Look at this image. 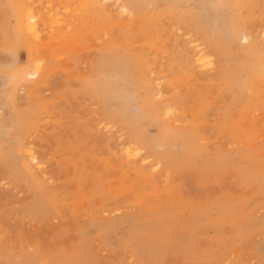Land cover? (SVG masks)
Instances as JSON below:
<instances>
[{
    "label": "rangeland",
    "instance_id": "rangeland-1",
    "mask_svg": "<svg viewBox=\"0 0 264 264\" xmlns=\"http://www.w3.org/2000/svg\"><path fill=\"white\" fill-rule=\"evenodd\" d=\"M123 1L0 0V264H264V0Z\"/></svg>",
    "mask_w": 264,
    "mask_h": 264
},
{
    "label": "bare ground",
    "instance_id": "bare-ground-1",
    "mask_svg": "<svg viewBox=\"0 0 264 264\" xmlns=\"http://www.w3.org/2000/svg\"><path fill=\"white\" fill-rule=\"evenodd\" d=\"M30 1V0H29ZM99 1H101V0H99ZM111 1V4L114 6V5H116L118 8H119V10L122 12V13H128V12H131V8L129 7V5L128 4H126L123 0H110ZM231 2H232V0H230ZM234 1V0H233ZM245 2H246V0H244ZM244 1H243V3H244ZM260 1V0H259ZM258 1V2H259ZM28 2V1H27ZM48 2V1H47ZM181 2V1H180ZM185 2V1H184ZM183 2V3H184ZM225 2V1H224ZM250 2V1H249ZM252 2V1H251ZM110 3V2H109ZM141 3V2H140ZM182 3V4H183ZM242 3V4H243ZM28 4V3H27ZM31 4V3H30ZM105 4V3H104ZM108 4V3H107ZM245 4V3H244ZM254 4V3H253ZM255 4H256V2H255ZM254 4V5H255ZM64 5V4H63ZM153 5H154V3H153ZM167 5V4H166ZM226 5V4H225ZM228 5V4H227ZM227 5L225 6V8L227 7ZM13 6V5H12ZM65 6V5H64ZM111 6V5H110ZM146 6V5H145ZM157 6V5H156ZM260 6V5H259ZM116 7V8H117ZM140 7H142V5L140 6ZM153 7V6H152ZM170 7V6H169ZM243 7H245L244 5H243ZM13 8V7H12ZM59 8V7H58ZM117 8V9H118ZM136 8V7H135ZM134 8V9H135ZM146 8V7H145ZM217 8V7H216ZM225 8L223 9V10H225ZM246 8V7H245ZM255 8V7H254ZM142 9H143V7H142ZM149 9V8H148ZM153 9V8H152ZM152 9H151V11H152ZM157 9H158V7H157ZM46 10H47V8H46ZM58 10V9H57ZM63 10H66V11H69L68 9H63ZM115 10V9H114ZM186 10H188V9H186ZM245 10V9H244ZM45 11V10H44ZM134 11V10H133ZM142 11V10H141ZM144 11V10H143ZM150 11V10H149ZM159 11V10H158ZM157 11V12H158ZM40 12V11H39ZM154 12V11H153ZM162 12H164V11H162ZM68 13V12H67ZM140 13V12H139ZM149 13V12H148ZM225 13H227V12H225ZM252 13V12H251ZM251 13H249V14H251ZM254 13V12H253ZM256 13V12H255ZM254 13V14H255ZM12 14H13V12H12ZM129 14V13H128ZM136 15H137V13H135ZM167 14V13H166ZM228 14V13H227ZM3 15V14H2ZM139 15V14H138ZM151 15V14H150ZM38 14H35L34 13V11L32 10V8L31 7H26V9L24 10V12L22 13L21 12V14H20V17L18 18V21H17V24H18V28H20L21 29V31L23 30L26 34H29L31 37H33L34 39H38V29H40V28H38V25H37V21H38ZM47 16H48V18L49 17H51L52 16V13H51V11H50V13L48 12L47 13ZM57 16V15H56ZM55 16V17H56ZM132 16H134V15H132ZM143 16V15H142ZM145 16V15H144ZM161 16H163V15H161ZM193 16V15H192ZM245 16V15H244ZM254 16V15H253ZM42 17V16H41ZM40 17V18H41ZM44 17V16H43ZM149 17V16H148ZM45 18V17H44ZM47 18V17H46ZM58 18V17H57ZM57 18L56 19H54V21H55V23H57ZM131 18V17H130ZM134 18H135V16H134ZM137 18H138V16H137ZM75 19V18H74ZM126 19V18H125ZM144 19V18H143ZM147 19V18H146ZM243 19V18H242ZM241 19V20H242ZM135 20H137L136 18H135ZM194 20H196V19H194ZM230 20V19H229ZM245 20V19H244ZM123 21V20H122ZM132 21V20H131ZM143 21V20H142ZM239 21V20H238ZM42 22H43V20H42ZM48 22V21H47ZM118 22H119V20H118ZM126 22V21H125ZM139 22H141V20L139 21ZM144 22V21H143ZM240 22V21H239ZM39 23V22H38ZM46 23V22H45ZM59 23H61L60 21H58V24ZM121 24H122V22H120ZM135 23L137 24V21H135ZM142 23V22H141ZM237 23V22H236ZM241 23V22H240ZM57 24V25H58ZM117 24V23H116ZM136 24H133V25H136ZM144 24V23H143ZM231 24V23H230ZM53 25H56V24H54L53 23ZM124 25H125V23H124ZM140 25V24H139ZM243 25V24H242ZM242 25H240V27L242 26ZM229 26V25H228ZM39 27H41L40 25H39ZM124 27V26H123ZM123 27H121V29H123ZM138 27V26H137ZM142 27H143V25H142ZM144 27H145V24H144ZM240 27L238 28V29H240ZM15 28V27H14ZM136 28V27H135ZM249 28V27H248ZM238 29H237V31H238ZM240 31H242V29H240ZM245 31V30H244ZM118 32V31H117ZM229 32V31H228ZM121 33H123V32H121ZM239 33V32H238ZM242 33V32H241ZM255 33V32H254ZM120 34V33H119ZM232 34V33H231ZM260 34V33H259ZM13 35V34H12ZM220 35V34H219ZM255 35V34H254ZM254 35H253V33H252V36L254 37ZM232 36V35H231ZM236 35H234V37H235ZM251 36V37H252ZM124 37V36H123ZM122 37V38H123ZM263 37H264V35H263ZM73 38V37H72ZM240 38H241V40L242 41H244V43H249L250 42V34H248V33H242V34H240ZM75 39V38H74ZM235 39V38H234ZM257 39V38H256ZM255 39V40H256ZM263 39V38H262ZM69 40V39H68ZM67 40V41H68ZM73 40V39H72ZM121 40V39H120ZM240 40V41H241ZM254 40V39H253ZM26 42V41H25ZM192 42H194V40L192 41ZM251 42H253V41H251ZM262 42V41H261ZM257 43V42H256ZM204 46V45H203ZM246 46H248V45H246ZM193 47L195 48V54H194V56H195V62H196V64L198 65V67H199V65H202L203 63L204 64H210V62H211V58H212V54L210 53H206L204 50L205 49H203V47L201 46V44L199 43H195V44H193ZM254 47V46H253ZM258 48H259V46H257ZM257 48V50H259ZM249 49V48H248ZM264 49V48H263ZM262 49V50H263ZM253 50V49H252ZM254 50H255V48H254ZM104 51V50H103ZM106 51H107V49H106ZM109 51V50H108ZM107 51V52H108ZM118 51V50H117ZM207 51H208V48H207ZM210 51H212V50H210ZM264 51V50H263ZM107 52H106V54H107ZM259 52V51H258ZM102 53H104V52H102ZM258 54V53H257ZM256 54V55H257ZM108 55H109V53H108ZM107 55V56H108ZM259 55V54H258ZM103 56V55H102ZM111 56V55H110ZM109 56V57H110ZM253 56V55H252ZM263 56V55H262ZM96 58H97V56H95ZM105 57V56H104ZM258 57V56H257ZM99 60H100V58H99ZM106 60V59H105ZM108 60V59H107ZM260 60H262V59H260ZM259 60V61H260ZM33 61H34V59H33ZM98 61V60H97ZM252 61V60H251ZM35 62V61H34ZM34 62H32V63H34ZM39 62V61H38ZM40 62H42V61H40ZM104 62H106V61H104ZM125 62V61H124ZM249 63V62H248ZM95 64V63H94ZM93 64V65H94ZM126 64V63H125ZM257 64V63H256ZM261 65V64H260ZM42 66L43 65H41V63H39V64H37V65H35V66H33L32 67V69H30V71L28 72V73H25V75H26V77L30 80V82L31 83H33V82H36L37 81V79H39V77H40V75H41V71H42ZM105 66H107V65H103V68L105 67ZM126 66V65H125ZM209 66V65H208ZM249 66V65H248ZM112 67H116V66H112ZM111 66H109V68H112ZM255 67H257L256 65H255ZM255 67H253V68H255ZM106 68V67H105ZM205 68H207V67H205ZM210 69V68H209ZM213 69V68H212ZM102 68H101V74H102ZM123 70V69H122ZM247 70H249V69H247ZM105 72H106V70H105ZM134 72H135V69H134ZM210 72V71H209ZM129 73V72H128ZM256 73V72H255ZM98 74V73H97ZM130 74V73H129ZM132 74H133V71H132ZM251 74V73H250ZM95 75V74H94ZM138 75H139V73H138ZM141 75V74H140ZM168 75V74H167ZM166 75V76H167ZM244 75H245V73H244ZM243 75V76H244ZM253 75H255V74H253ZM13 76V75H12ZM89 76H92V73H89ZM97 76V75H96ZM128 77V76H127ZM137 77V76H136ZM16 78V76L14 77V79ZM18 78V77H17ZM20 78H23V77H20ZM89 78V77H88ZM129 78V77H128ZM130 78H133V77H130ZM141 78L142 77H140V80H141ZM261 78V77H260ZM10 79V78H9ZM102 79V78H101ZM106 79V78H105ZM104 79V80H105ZM143 79V78H142ZM243 79V78H242ZM99 80V79H98ZM156 80V79H155ZM259 80V79H258ZM262 80V79H261ZM101 81V80H100ZM139 81V80H138ZM231 82H232V80H230ZM239 81V80H238ZM250 81V80H249ZM260 81V80H259ZM10 82V81H9ZM81 82V81H80ZM93 82V81H92ZM98 82V81H97ZM102 82V81H101ZM116 82V81H115ZM252 82V81H251ZM250 82V83H251ZM257 82V81H256ZM255 82V83H256ZM136 83V82H135ZM142 83V82H141ZM227 83V82H226ZM249 83V82H248ZM261 83V82H260ZM90 84V83H89ZM100 84V83H99ZM101 84H103V83H101ZM106 84V83H105ZM109 84V83H108ZM116 84V83H115ZM243 84V83H242ZM264 84V83H263ZM104 85V84H103ZM111 85V84H110ZM148 85V84H147ZM146 85V86H147ZM244 85H246V83L244 84ZM253 85V84H252ZM29 86V85H28ZM120 86V85H119ZM229 86V85H228ZM242 86V85H241ZM247 86V85H246ZM262 86V85H261ZM150 87V86H149ZM219 87V86H218ZM251 87V86H250ZM148 88V87H147ZM257 88H258V85H257ZM230 89H231V92H233L234 94V96H233V99H234V97L236 98V97H238V99L242 96H245V94H246V90L245 89H243L242 87H240L239 85H234V86H230ZM144 90V89H143ZM148 90V89H147ZM147 90H145V91H147ZM261 90V89H260ZM31 91H34V90H31L30 89V92ZM133 91V90H132ZM252 92L251 91V88H247V92ZM253 91H255L256 92V90H253ZM135 92V91H134ZM140 92V91H139ZM142 92V91H141ZM144 92V91H143ZM34 93H36V92H34ZM145 93V92H144ZM147 93V92H146ZM146 93H145V96H146ZM230 93V92H229ZM257 93V92H256ZM137 94V93H136ZM160 94H161V91H160ZM231 94V93H230ZM33 95V94H32ZM31 95V96H32ZM157 95V94H156ZM159 95V94H158ZM35 96V95H34ZM136 96V95H135ZM162 96V95H161ZM223 96V95H222ZM262 96V95H261ZM109 97V96H108ZM113 97V96H112ZM112 97H111V99H112ZM150 97V96H149ZM242 97L240 98V100H242ZM260 97V96H259ZM34 98V97H33ZM158 98V97H157ZM221 98V97H220ZM219 98V99H220ZM244 98V97H243ZM253 98V97H252ZM108 99V98H107ZM230 99H231V97H230ZM237 99V100H238ZM27 100V99H26ZM31 99H29V101H30ZM144 100V99H143ZM244 100V99H243ZM247 100V99H246ZM259 100V99H258ZM28 100H27V102H29ZM222 101V100H221ZM260 101V100H259ZM258 101V102H259ZM111 102V101H110ZM144 102V101H143ZM158 102V101H157ZM235 102V101H234ZM238 102H240V101H237L236 103H238ZM261 102V101H260ZM114 103V102H113ZM145 104H146V102H144ZM143 103V104H144ZM149 104H150V102H148ZM160 103V102H159ZM162 103V102H161ZM242 103V102H241ZM246 103V102H245ZM248 103V102H247ZM30 104V103H29ZM142 104V105H143ZM243 104V103H242ZM174 105V104H173ZM173 105H171V106H173ZM222 105V104H221ZM220 105V106H221ZM257 105V104H256ZM255 105V106H256ZM260 105H262V104H260ZM260 105H258L259 107H260ZM28 107H29V105H27ZM159 106V105H158ZM163 106H165V105H163ZM168 106V105H167ZM234 106V105H233ZM241 106V105H240ZM239 105H238V107H240ZM243 106V105H242ZM241 106V107H242ZM257 106V107H258ZM113 107V106H112ZM240 107V108H241ZM251 107H254V106H251ZM258 107V108H259ZM164 108V107H163ZM175 108V107H174ZM232 108V107H231ZM243 108L245 109V107L243 106ZM249 108V107H248ZM247 108V109H248ZM109 109V108H108ZM246 109V110H247ZM145 110H147V109H145ZM175 110H178V109H175ZM27 111V110H26ZM179 111H180V109H179ZM224 111V110H223ZM258 112H259V110H257ZM262 111V110H261ZM32 112V111H31ZM30 112V113H31ZM167 112H169V110L167 111ZM174 112V111H173ZM228 112V111H227ZM241 112V111H240ZM24 113V112H23ZM102 113V112H101ZM100 113V114H101ZM184 113H186V112H184ZM261 113V112H260ZM27 114V113H26ZM169 114V113H168ZM168 114H166V116L168 115ZM253 114H255V112H253ZM23 115V114H22ZM29 114H27V116H28ZM172 115V114H171ZM171 115H169V117L171 116ZM174 115V114H173ZM226 115V114H225ZM101 116V115H100ZM260 116V115H259ZM153 117V116H152ZM222 117V116H221ZM261 117V116H260ZM264 117V116H263ZM173 119V118H172ZM175 119V118H174ZM221 119V118H220ZM16 120V119H15ZM168 120H170V119H168ZM178 121H180V120H178ZM191 120H189V122H190ZM99 122H102V121H99ZM183 122H186V121H183ZM263 122V121H262ZM180 123H182V122H180ZM16 124H17V122H16ZM108 124V123H107ZM111 124V123H110ZM190 124V123H189ZM189 124L187 125V126H189ZM195 124V123H194ZM102 125H104V124H102ZM168 125V124H167ZM172 125V124H171ZM173 125H176V124H173ZM179 126H181V124L179 125ZM187 126L185 127V128H187ZM106 127V126H105ZM169 127L171 128V126L169 125ZM190 128V127H189ZM195 128V127H194ZM111 130V129H110ZM109 130V131H110ZM172 130V129H171ZM188 130V129H187ZM166 131H167V128H166ZM165 131V133H164V135L165 136H167L168 135V133ZM171 132V131H170ZM176 132H178V131H176ZM173 132H171V134H172ZM179 133H182V132H179ZM189 133V132H188ZM191 133H193V132H191ZM170 134V133H169ZM176 134H178V133H176ZM176 134H173V136L174 137H176ZM186 134V133H185ZM179 135V134H178ZM177 135V136H178ZM193 135V134H192ZM254 135H256V137H257V142L259 141V140H261L262 138H263V136H264V128L262 127V126H259L258 128H256L255 129V133H254ZM184 136V135H183ZM181 137H182V135H181ZM185 137V136H184ZM188 137V136H187ZM183 138V137H182ZM162 139H163V137H162ZM175 139V138H174ZM173 139V140H174ZM185 139V138H184ZM184 139H183V141H184ZM191 139V138H190ZM166 140H167V138L165 139V142H166ZM192 140V139H191ZM190 140V141H191ZM173 142V141H172ZM179 142V141H178ZM192 142V141H191ZM257 142H254V143H256V145H258V143ZM17 144V143H16ZM26 144V143H25ZM164 144V143H163ZM166 144H168V143H166ZM173 144V143H172ZM185 144V143H184ZM27 145V144H26ZM26 145H25V147H26ZM181 146H178V147H182V144H180ZM30 145H28V147H29ZM129 146H131V145H129ZM133 146V145H132ZM137 147V146H136ZM177 147V148H178ZM139 148V147H138ZM180 149V148H179ZM119 150H121V152H123L124 154H126V155H128V157L129 156H131V157H137L138 155H139V149H135V147H134V150H132L130 147H127V145H126V147L125 146H123L122 147V145H121V148H119ZM141 150V149H140ZM23 151V150H22ZM120 152V151H119ZM141 152V151H140ZM22 153V152H21ZM199 154V153H198ZM197 154V155H198ZM24 155V154H23ZM26 155L28 156V158L27 159H30V161L32 162V163H34L36 166H37V169H38V167L40 168V166H41V164H40V162H39V157L37 158V156L35 155V154H33V152H32V149L31 148H29V150H27L26 151ZM18 156V155H17ZM21 156V155H20ZM125 156V155H124ZM2 157V156H1ZM5 157H6V155H5ZM4 158V157H3ZM127 158V157H126ZM130 158V157H129ZM148 158V157H147ZM6 159V158H5ZM139 159V158H138ZM1 160V159H0ZM41 160V159H40ZM143 160V159H142ZM29 162V161H28ZM146 162H147V160H146ZM165 162V161H164ZM25 163V162H24ZM23 163V164H24ZM31 163V164H32ZM149 163V162H148ZM159 163V162H158ZM157 163V164H158ZM165 164V163H164ZM24 165H26V164H24ZM154 165V164H153ZM165 165H167V163L165 164ZM23 166V165H22ZM43 166V165H42ZM152 166V165H151ZM155 166V165H154ZM159 166V165H158ZM44 167V166H43ZM163 167V166H162ZM25 168V167H24ZM34 168V167H33ZM156 169V168H155ZM30 170V169H29ZM38 171V170H37ZM28 172V171H27ZM167 172V171H166ZM31 173H32V171H31ZM168 173V172H167ZM21 174V173H20ZM20 174H18L19 176H20ZM166 174V173H165ZM32 175V174H31ZM46 176V175H45ZM168 176V175H167ZM10 177V176H9ZM14 177V176H13ZM7 178V177H6ZM16 179V178H15ZM44 179V178H43ZM3 180H4V178H3ZM46 181V180H45ZM14 182V181H13ZM26 182V181H25ZM10 183V182H9ZM37 184V183H36ZM94 186V185H93ZM45 195V194H44ZM46 196H47V194H46ZM37 197H38V194H37ZM36 200V199H35ZM49 206V205H48ZM50 209V208H49ZM91 218V217H90Z\"/></svg>",
    "mask_w": 264,
    "mask_h": 264
}]
</instances>
